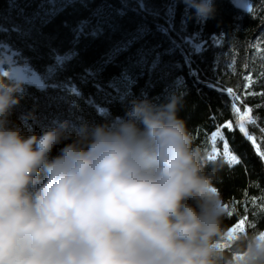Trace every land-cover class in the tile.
I'll list each match as a JSON object with an SVG mask.
<instances>
[{
    "label": "trees",
    "instance_id": "16d2710c",
    "mask_svg": "<svg viewBox=\"0 0 264 264\" xmlns=\"http://www.w3.org/2000/svg\"><path fill=\"white\" fill-rule=\"evenodd\" d=\"M247 1L249 12L213 0V15L201 18L186 0H0V48L37 80L5 77L7 65L0 71L21 85L10 125L30 134L60 120L101 123L123 116L133 100L160 105L177 97V116L195 143L212 155L210 138L220 130L239 159L217 158L225 228L244 220V230L264 229V160L231 100L207 86L231 90L264 149V0Z\"/></svg>",
    "mask_w": 264,
    "mask_h": 264
},
{
    "label": "clouds",
    "instance_id": "9594fccd",
    "mask_svg": "<svg viewBox=\"0 0 264 264\" xmlns=\"http://www.w3.org/2000/svg\"><path fill=\"white\" fill-rule=\"evenodd\" d=\"M20 90L0 77V264H264V229L225 228L224 162L195 143L179 98L28 134L8 121Z\"/></svg>",
    "mask_w": 264,
    "mask_h": 264
},
{
    "label": "rangeland",
    "instance_id": "374dc122",
    "mask_svg": "<svg viewBox=\"0 0 264 264\" xmlns=\"http://www.w3.org/2000/svg\"><path fill=\"white\" fill-rule=\"evenodd\" d=\"M230 2L234 6H236L237 8H239L243 11L249 12L251 9L250 3L247 0H230ZM12 57H13V54H11L9 51H7V49L2 50L0 48V71H5L4 65H7L8 66V72L12 73L14 75L15 80H19L20 82L36 83L37 80H36V77H34L33 73L31 71H29L27 67L15 65L12 61ZM239 127H240V123H239ZM228 128H230V127H228ZM219 133L220 134L215 137V141H213V135L210 138L211 144L213 145L212 156L216 159L219 157H222V158H224V160L227 163H229V158L232 154L229 152V150H228V154L227 155L225 154V151H224L225 142L222 139L220 130H219ZM219 140L223 142L222 147L220 149L217 147ZM229 164L234 165V164H236V162H232ZM223 207H224L225 212H226L227 208L225 207V205H223ZM225 212H224V214H225ZM229 226H230V228L228 230H231L235 225L230 224ZM240 232L241 231H237L236 233H240Z\"/></svg>",
    "mask_w": 264,
    "mask_h": 264
},
{
    "label": "snow or ice",
    "instance_id": "6c2138e0",
    "mask_svg": "<svg viewBox=\"0 0 264 264\" xmlns=\"http://www.w3.org/2000/svg\"><path fill=\"white\" fill-rule=\"evenodd\" d=\"M223 91V89H221ZM229 92H231V90L229 89L228 90ZM233 108L235 109V104L232 105ZM226 127H231L230 124L228 125H225ZM240 130L241 132H244L245 135L248 137L249 140H254V138L250 135H248L247 131L245 130V127H244V124L241 123L240 124ZM219 130H217V132L213 133V141H215V137L217 135H219ZM254 146H255V143H254ZM224 151H225V154L227 155L228 154V145L227 143L225 142L224 144ZM257 154L259 155V157L264 160V149L260 148V147H257ZM232 162H236V163H239V159L235 156V155H231L230 158H229V163H232ZM226 207V206H225ZM244 230V220H241L239 223H237L231 230H230V234L231 233H236L237 231H243Z\"/></svg>",
    "mask_w": 264,
    "mask_h": 264
},
{
    "label": "water",
    "instance_id": "95a60500",
    "mask_svg": "<svg viewBox=\"0 0 264 264\" xmlns=\"http://www.w3.org/2000/svg\"><path fill=\"white\" fill-rule=\"evenodd\" d=\"M5 77L6 76H8V77H13V74H7V73H4L3 74ZM209 88H211L212 90H214V91H216L217 93H220V94H222V95H225V96H227L230 100H231V102H232V105H233V96L230 94V92L228 91V90H220V89H218V88H216V87H214V86H212V85H207ZM233 107V106H232ZM234 109V108H233ZM234 112H235V114L238 116V119H239V123L241 124V123H243L244 124V127H245V130L247 131V133H248V130H247V126L248 125H246L245 123H244V121H243V119H242V115L238 112V110L236 109V107H235V109H234ZM249 118H250V124L252 123V119H251V117L249 116ZM243 133V135L245 136V138L249 141V143L252 145V147L254 148V150H255V152H256V154H257V145H256V143H255V141L254 140H249L248 139V137L245 135V133L244 132H242ZM248 135H249V133H248ZM254 143H255V146H254ZM258 155V154H257ZM259 156V155H258Z\"/></svg>",
    "mask_w": 264,
    "mask_h": 264
},
{
    "label": "bare ground",
    "instance_id": "6f19581e",
    "mask_svg": "<svg viewBox=\"0 0 264 264\" xmlns=\"http://www.w3.org/2000/svg\"><path fill=\"white\" fill-rule=\"evenodd\" d=\"M242 119H243V121H244V123L246 124V125H249L250 124V118H249V115L248 114H244V115H242Z\"/></svg>",
    "mask_w": 264,
    "mask_h": 264
}]
</instances>
